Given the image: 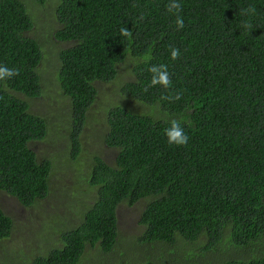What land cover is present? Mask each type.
Instances as JSON below:
<instances>
[{"label": "trees", "instance_id": "obj_1", "mask_svg": "<svg viewBox=\"0 0 264 264\" xmlns=\"http://www.w3.org/2000/svg\"><path fill=\"white\" fill-rule=\"evenodd\" d=\"M29 1L0 0V65L19 73L0 82V191L24 207L49 191L51 163L29 147L48 131L46 119L29 112V100L42 94L41 45L27 36L31 7L44 10L50 1L54 37L72 45L58 52L53 75L69 106L73 158L94 83L113 81L127 59L133 80L122 95L161 117L107 111L102 140L116 150L114 165L94 157L87 179L94 204L61 233L60 247L29 264H81L87 247L105 264H264V0H179L181 30L166 11L170 0ZM122 27L132 37L121 36ZM161 64L172 80L167 90L150 86L149 68ZM176 93L179 101L162 99ZM185 114L189 142L171 146L168 121ZM138 202L139 235L119 240L117 208ZM12 229L0 208V244Z\"/></svg>", "mask_w": 264, "mask_h": 264}, {"label": "rangeland", "instance_id": "obj_2", "mask_svg": "<svg viewBox=\"0 0 264 264\" xmlns=\"http://www.w3.org/2000/svg\"><path fill=\"white\" fill-rule=\"evenodd\" d=\"M27 4L33 6L27 0ZM51 2L44 10L31 7L34 26L27 36L40 42L42 60L39 64L41 78L40 97L31 102L29 112L43 117L47 134L29 147L38 161H49L52 166L49 191L46 197L29 207L0 191V208L13 221L11 236L0 244V264H29L39 255L61 246V233L74 229L83 220L84 211L94 204V193L87 184L88 171L94 157L114 165L116 150L106 147L102 140L107 131L106 113L120 107L135 114L161 119L155 107L143 105L122 95L125 84L131 82L134 61L127 59L117 66L116 78L111 82L96 81L95 100L86 114V122L79 137L81 151L76 158L71 155L69 131L71 116L67 100L56 93L53 69L60 50L72 46L60 43L54 35L59 28ZM54 62V64H53ZM91 191V193H90ZM143 202L117 208L118 239L132 242L139 235V216ZM100 251V250H99ZM95 248H86L87 256L81 264H105L106 259Z\"/></svg>", "mask_w": 264, "mask_h": 264}, {"label": "clouds", "instance_id": "obj_3", "mask_svg": "<svg viewBox=\"0 0 264 264\" xmlns=\"http://www.w3.org/2000/svg\"><path fill=\"white\" fill-rule=\"evenodd\" d=\"M182 10V4L179 0H170V2L166 5V11L169 14L175 15V25L177 30H181L184 27V19L179 15ZM255 8L250 7L249 9H245L243 14L254 13ZM244 28H250L251 25L247 22L243 24ZM120 34L123 37L130 38L133 35V32L128 30L126 27H122L120 29ZM181 56V52L179 48H171L170 50V58L172 60L179 59ZM149 72L152 73V78L150 81V86H160L164 89H169L172 86V80L170 78V74L167 70L166 65H153L149 68ZM18 71L15 69H10L6 65H0V82L6 83L8 79L13 78L18 75ZM182 98V93H176L174 95H168L162 97V99H166L169 101H179ZM184 124H189L190 121L187 119V115L185 114L183 119H175L172 118L168 121V127L165 129V136L167 137V142L171 146L181 147L186 146L189 142L190 137L186 134L184 129Z\"/></svg>", "mask_w": 264, "mask_h": 264}]
</instances>
